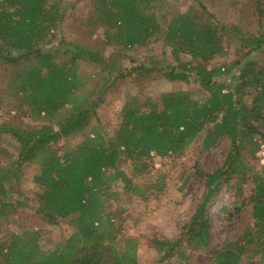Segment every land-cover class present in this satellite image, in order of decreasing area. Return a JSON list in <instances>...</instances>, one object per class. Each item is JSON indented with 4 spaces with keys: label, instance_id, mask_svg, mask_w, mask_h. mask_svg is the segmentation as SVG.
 <instances>
[{
    "label": "trees",
    "instance_id": "obj_1",
    "mask_svg": "<svg viewBox=\"0 0 264 264\" xmlns=\"http://www.w3.org/2000/svg\"><path fill=\"white\" fill-rule=\"evenodd\" d=\"M61 1L0 0V61L15 65L9 80L14 85L10 96L20 106H27L34 119L44 121L31 129L10 122L0 126V135L10 132L20 144L16 161L10 162L9 168L0 167V206L9 205L6 200L10 193L21 195L22 166L26 162L36 163L40 170L33 179L45 191L46 216L53 223L68 222L75 230L47 250L40 245L39 231L14 233L7 243L0 245V264H136L137 242L130 238L117 241L114 215L105 209L104 194L109 182L118 178L126 182V190L131 194L145 190L116 169L117 163L129 158L139 170H146L150 165L146 159L152 152L160 157L181 156L205 129L206 148L214 146L222 136L231 140L224 165L207 174L206 195L187 233L190 246L208 248L212 240L207 209L211 198L223 177L229 179L240 172L244 164L241 150L246 142L257 134L264 138V74L250 76L253 62L249 61L241 67L238 83L218 81L222 67H209L208 63L223 55V36L212 20L201 23L178 13L163 27L153 7L155 0H92L95 15L89 21L93 30L104 29L105 43L116 42L126 49L145 45L152 37L162 38L171 45L178 61L175 69L164 71L165 77L188 83L190 74L195 73L208 97L200 101L189 90L162 92L159 99L131 96L123 105L122 121L114 135L106 136L95 128L93 135H85L76 145H66L60 153L53 145L85 131L91 125L90 112L99 100L89 101L88 93L83 92L85 82L78 73V60L108 68L97 89L106 83L114 84L121 75L113 72H118L119 66L106 61L103 45L91 48L84 41L62 38L59 49L65 47L67 61H59L54 51L43 50L40 43L45 25L58 27L63 18ZM244 41L251 45V50H257L264 43V35ZM182 53L197 60L182 62ZM249 86L255 89L251 104L242 101ZM1 99L0 96V105ZM254 145L253 152L259 148V144ZM109 169L114 171L108 172ZM10 179H14V184L8 189L6 181ZM253 180L254 232L224 244L213 253L210 264H245L243 257L252 259L256 251L249 252L248 248L255 245L260 247L257 252H262L264 264V175L256 174ZM10 206L14 207L12 203ZM182 242L181 238L174 244L159 242L157 248L172 249ZM107 243L114 261L104 254ZM179 257L190 258L184 251Z\"/></svg>",
    "mask_w": 264,
    "mask_h": 264
},
{
    "label": "rangeland",
    "instance_id": "obj_2",
    "mask_svg": "<svg viewBox=\"0 0 264 264\" xmlns=\"http://www.w3.org/2000/svg\"><path fill=\"white\" fill-rule=\"evenodd\" d=\"M153 7L163 27L178 13H185L201 23L212 20L219 26L224 53L208 63L209 67H222V73L217 77L219 82L238 83L240 69L249 61L253 62L250 76L261 77L264 74V43L261 48L251 50V45L244 41L264 35V0H155ZM60 8L63 18L59 26L45 25L47 29L40 43L43 50L54 51L59 61H67L69 54L65 52V47L59 49L62 38L84 41L91 48L103 45L106 61L120 67L118 72L117 69L113 71L114 74L118 76L121 73L114 84L108 86L106 83L103 88L97 89L108 68L84 59L78 60V73L85 82L83 92L88 93L89 101L99 100L90 112L91 125L85 131L65 137L53 145L60 153L66 145H76L85 135H93L95 128L106 136L114 135L122 121L123 105L131 96L159 99L162 92L189 90L200 101L208 97L195 73L190 74L188 83L165 77L164 71L175 69L178 61L171 52V45L162 38L152 37L145 45L137 44L133 48L124 49L116 42L105 43L103 28L93 30V23L89 21L95 15L92 0H62ZM196 60L186 53L180 55L182 62ZM14 67V64L0 61V126L10 122L31 129L44 121L34 119L27 106H20L10 96L14 85L9 80L15 72ZM247 91L242 101L251 104L255 89L249 86ZM206 134L207 129L199 134L181 156L169 154L160 157L152 152L146 159L150 163L146 170H139L129 158L117 163L116 169L124 172L134 184L145 190L143 193L131 194L130 190H126V182L118 178L109 182L104 194L105 209L114 215L117 241L130 238L137 242L136 264H210L213 253L224 244L254 232L252 198L256 193V183L253 177L256 174L264 175V166L257 157L258 150H252L254 143L264 141L258 134L252 141L248 140L241 150L244 164L240 172L229 179L223 177L207 206L212 223L209 247L194 248L186 241L194 215L208 189L207 174L224 165L231 149V140L227 136H222L210 148L204 147ZM19 145L10 132L0 135V167L9 168V163L16 161ZM22 170L21 195L10 193L6 200L9 205L0 206V245L7 243L14 233L23 234L29 230L39 231L41 247L51 249L67 239L75 229L68 222L53 223L46 216L45 191L33 179L40 170L39 164L26 162ZM13 184L14 179L6 181L8 189ZM11 203L14 207L10 206ZM180 238L183 242L172 249L165 246L162 251H158L159 242L174 244ZM117 248L120 246L117 245ZM248 249H251L249 252H256L252 259L243 257V262L262 264V252H257L260 247L255 245ZM183 251L189 259L179 257ZM104 254L114 261L109 243L104 248Z\"/></svg>",
    "mask_w": 264,
    "mask_h": 264
},
{
    "label": "built area",
    "instance_id": "obj_3",
    "mask_svg": "<svg viewBox=\"0 0 264 264\" xmlns=\"http://www.w3.org/2000/svg\"><path fill=\"white\" fill-rule=\"evenodd\" d=\"M258 144H259V148L257 152V157L259 162L264 166V141H260L258 142Z\"/></svg>",
    "mask_w": 264,
    "mask_h": 264
}]
</instances>
